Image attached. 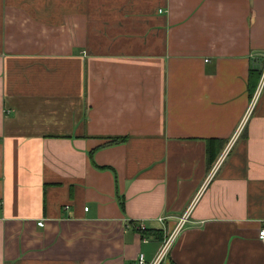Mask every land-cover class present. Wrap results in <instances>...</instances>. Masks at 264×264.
<instances>
[{
  "label": "crops",
  "instance_id": "obj_1",
  "mask_svg": "<svg viewBox=\"0 0 264 264\" xmlns=\"http://www.w3.org/2000/svg\"><path fill=\"white\" fill-rule=\"evenodd\" d=\"M188 212L164 264H264V0H0V264L151 262Z\"/></svg>",
  "mask_w": 264,
  "mask_h": 264
},
{
  "label": "built area",
  "instance_id": "obj_2",
  "mask_svg": "<svg viewBox=\"0 0 264 264\" xmlns=\"http://www.w3.org/2000/svg\"><path fill=\"white\" fill-rule=\"evenodd\" d=\"M255 102L256 101L253 102V105L255 104ZM221 161L222 159L216 164L215 169L219 168V166L221 165ZM188 219H189V212L181 219L180 223L175 228V230L168 235L167 239L163 242L160 250L158 251L156 257L151 262L147 261L144 254H141L138 258V261L134 264H164L169 256V253L177 237L182 232V230L184 229V226L188 222ZM39 226L44 227V223H39ZM137 229L140 232H143V231H146L147 228L143 224H140ZM259 236H260V240L264 243V229L261 230ZM144 242H147L146 238Z\"/></svg>",
  "mask_w": 264,
  "mask_h": 264
},
{
  "label": "trees",
  "instance_id": "obj_3",
  "mask_svg": "<svg viewBox=\"0 0 264 264\" xmlns=\"http://www.w3.org/2000/svg\"><path fill=\"white\" fill-rule=\"evenodd\" d=\"M214 146H215V142L214 141L210 142L209 145H208V161H209V165H213L215 163L216 159H217V156H214L215 154H213ZM123 206H124V204H122V207ZM141 233L144 234V233H146V231H143ZM144 236H145V234H144Z\"/></svg>",
  "mask_w": 264,
  "mask_h": 264
}]
</instances>
